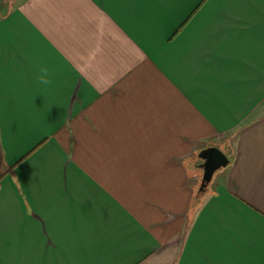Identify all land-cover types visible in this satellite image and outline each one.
I'll return each mask as SVG.
<instances>
[{"label":"crops","instance_id":"obj_1","mask_svg":"<svg viewBox=\"0 0 264 264\" xmlns=\"http://www.w3.org/2000/svg\"><path fill=\"white\" fill-rule=\"evenodd\" d=\"M2 172L0 264H264V0H0Z\"/></svg>","mask_w":264,"mask_h":264},{"label":"water","instance_id":"obj_2","mask_svg":"<svg viewBox=\"0 0 264 264\" xmlns=\"http://www.w3.org/2000/svg\"><path fill=\"white\" fill-rule=\"evenodd\" d=\"M198 155L203 160L201 165L203 168V175L198 192L204 193L215 173L219 169L227 167L230 164L231 159L225 151L215 145L204 147L199 151Z\"/></svg>","mask_w":264,"mask_h":264},{"label":"clouds","instance_id":"obj_3","mask_svg":"<svg viewBox=\"0 0 264 264\" xmlns=\"http://www.w3.org/2000/svg\"><path fill=\"white\" fill-rule=\"evenodd\" d=\"M39 83L45 87L49 86L52 84V80L49 78L48 76V70L45 69H41V74L38 77Z\"/></svg>","mask_w":264,"mask_h":264},{"label":"trees","instance_id":"obj_4","mask_svg":"<svg viewBox=\"0 0 264 264\" xmlns=\"http://www.w3.org/2000/svg\"><path fill=\"white\" fill-rule=\"evenodd\" d=\"M9 169H10V168H9ZM9 169H7V170H9ZM5 172H6V171H5ZM5 172H2V173L0 174V179L2 178V176L4 175ZM208 190H209V188H208L204 193L199 192V197L202 198V197L207 193ZM192 212H193V213H192L191 215H189V218H190L191 220L193 219V216H194L193 214L196 212V208H193V209H192Z\"/></svg>","mask_w":264,"mask_h":264},{"label":"rangeland","instance_id":"obj_5","mask_svg":"<svg viewBox=\"0 0 264 264\" xmlns=\"http://www.w3.org/2000/svg\"><path fill=\"white\" fill-rule=\"evenodd\" d=\"M196 159H197V162L198 163H201L203 160L199 157V156H196ZM222 169V168H221ZM220 171V169L216 172V173H218ZM197 190H198V188H197ZM196 190V191H197Z\"/></svg>","mask_w":264,"mask_h":264}]
</instances>
